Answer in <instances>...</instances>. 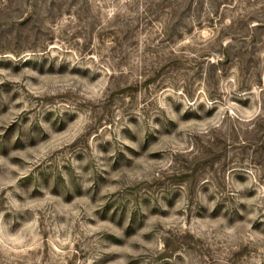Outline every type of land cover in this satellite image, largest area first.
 I'll use <instances>...</instances> for the list:
<instances>
[{"label":"rangeland","instance_id":"374dc122","mask_svg":"<svg viewBox=\"0 0 264 264\" xmlns=\"http://www.w3.org/2000/svg\"><path fill=\"white\" fill-rule=\"evenodd\" d=\"M163 1L0 0V264H264V0Z\"/></svg>","mask_w":264,"mask_h":264},{"label":"trees","instance_id":"16d2710c","mask_svg":"<svg viewBox=\"0 0 264 264\" xmlns=\"http://www.w3.org/2000/svg\"><path fill=\"white\" fill-rule=\"evenodd\" d=\"M260 4L264 5V3H260ZM227 5L232 6L231 3H229L227 0H175V2H173V3H171V0H164L163 4H162V8L169 10V13H168L169 17H170V19L173 18L175 26H177V23H179L181 20H183V16H184L183 12H185V10H188V11L194 10L197 13H199L200 11L204 12V14H206L205 16H207L206 18H207L208 22L213 23V25H211L210 27H212V29H214L215 20H217V19L219 20L221 18V14H222L221 9L225 6L227 7ZM205 6H206V10L204 9ZM177 9L181 10V12L177 13V11H176ZM198 21H199V19H198ZM242 22H243V19H241V15H237V17H235V19L233 20V25H234V23H242ZM244 25H245V23H244ZM221 26H223V25H221ZM252 27L257 28L259 30L264 29V18L262 20H257V24L252 25ZM252 27L250 26V23L248 22V28L252 29ZM221 30H219V33ZM244 36H246V35H244ZM251 37L253 39H255L256 35H251ZM243 38H246V37H243ZM254 42H256V40ZM221 46H222V49H221L222 51H219V52H221V54L223 56H225L226 47H223V44H221ZM242 53L243 52H241V58H242ZM237 56H239V55H237Z\"/></svg>","mask_w":264,"mask_h":264}]
</instances>
